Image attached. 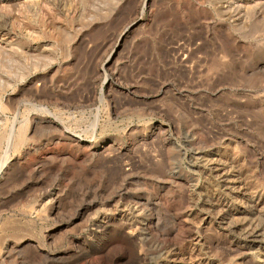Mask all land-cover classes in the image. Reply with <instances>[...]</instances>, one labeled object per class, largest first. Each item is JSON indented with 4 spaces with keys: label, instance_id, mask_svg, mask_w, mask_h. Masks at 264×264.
<instances>
[{
    "label": "rangeland",
    "instance_id": "374dc122",
    "mask_svg": "<svg viewBox=\"0 0 264 264\" xmlns=\"http://www.w3.org/2000/svg\"><path fill=\"white\" fill-rule=\"evenodd\" d=\"M262 206L264 0H0V264H264Z\"/></svg>",
    "mask_w": 264,
    "mask_h": 264
},
{
    "label": "bare ground",
    "instance_id": "6f19581e",
    "mask_svg": "<svg viewBox=\"0 0 264 264\" xmlns=\"http://www.w3.org/2000/svg\"><path fill=\"white\" fill-rule=\"evenodd\" d=\"M6 42V41H5ZM36 119V118H35ZM232 156V155H231ZM213 157V156H212ZM195 161V160H194ZM224 161V160H223ZM226 162V161H225ZM220 173V172H219ZM222 173V172H221ZM235 173V172H234ZM208 174V173H207ZM224 181V180H223ZM229 184V183H228ZM180 185H182V184H180ZM225 186V185H224ZM227 188V187H226ZM244 188V187H243ZM238 190V189H237ZM229 192V191H228ZM231 194V193H230ZM257 199V198H256ZM255 199V200H256ZM196 200V199H195ZM257 201H258V199H257ZM244 202V201H243ZM202 203V202H201ZM246 204V203H245ZM263 204V203H262ZM253 207V206H252ZM262 207H264V206H262ZM239 209V208H238ZM262 210H264L263 208H262ZM89 211V210H88ZM254 211V210H253ZM189 212V211H188ZM264 212V211H263ZM243 213V212H242ZM259 214V213H258ZM263 214V213H262ZM256 216V215H255ZM186 217V216H185ZM239 217V216H238ZM106 218V217H105ZM158 218V217H157ZM101 219V218H100ZM108 219V218H107ZM252 219V218H251ZM225 220V219H224ZM201 221V220H200ZM255 221H258V220H255ZM116 222V221H115ZM226 222H228V221H226ZM109 223H112V222H109V221H105V222H100V223H97L96 225H95V228L93 229V233L95 234V235H97V234H99V233H101L102 231H105L108 227H110L109 226ZM120 223H122V222H120ZM229 223V222H228ZM227 223V226H229V224ZM122 224H124L125 226H128V223H122ZM121 224V225H122ZM194 224V223H193ZM258 224V223H257ZM113 226H114V224H112ZM259 225V224H258ZM123 226V225H122ZM122 227V230L124 231V229H126V227ZM134 226V225H133ZM248 226V225H247ZM263 226V225H262ZM250 227V226H249ZM259 227V226H258ZM264 227V226H263ZM121 230V231H122ZM234 230V229H233ZM246 230V229H245ZM238 231V230H237ZM115 232V231H114ZM261 232V231H260ZM118 233V232H117ZM241 233V232H240ZM256 234H258V233H256ZM255 234V235H256ZM194 236V235H193ZM224 236V235H223ZM91 237V236H90ZM263 237V236H262ZM138 239V238H137ZM231 239V238H230ZM255 239H256V237H255ZM258 239V238H257ZM228 240V239H227ZM254 240V239H253ZM135 243V242H134ZM189 246V245H188ZM130 247V246H129ZM132 251V250H131ZM136 252V251H135ZM177 252V251H176ZM130 258V257H129ZM142 258V257H141ZM138 259V258H137ZM132 261V260H131ZM137 262V261H136ZM195 262V261H194ZM204 263V262H203ZM207 264V263H206Z\"/></svg>",
    "mask_w": 264,
    "mask_h": 264
}]
</instances>
